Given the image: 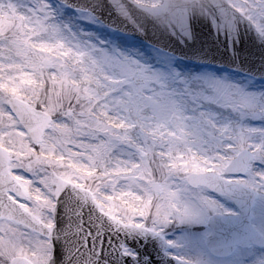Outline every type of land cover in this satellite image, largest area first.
Returning a JSON list of instances; mask_svg holds the SVG:
<instances>
[{
  "label": "snow or ice",
  "instance_id": "snow-or-ice-1",
  "mask_svg": "<svg viewBox=\"0 0 264 264\" xmlns=\"http://www.w3.org/2000/svg\"><path fill=\"white\" fill-rule=\"evenodd\" d=\"M257 72L264 0H0V264H264Z\"/></svg>",
  "mask_w": 264,
  "mask_h": 264
},
{
  "label": "water",
  "instance_id": "water-1",
  "mask_svg": "<svg viewBox=\"0 0 264 264\" xmlns=\"http://www.w3.org/2000/svg\"><path fill=\"white\" fill-rule=\"evenodd\" d=\"M148 43V42H145ZM196 48H202L207 51L208 60L206 62H201L197 59L192 58V49H184L185 55L181 57L182 60H185L187 62H190L192 64L196 65H204V66H215V67H224L229 70L237 71L240 73L245 74L247 65L244 66L243 71H238L234 65H230L227 63L228 59V52L225 48V44L223 41H215L213 37L208 33L207 30H203L200 34L199 39L196 43ZM241 48L242 53L246 56L248 50L251 48V45L245 42L243 45L239 46ZM253 52L256 53V55L253 57V60L256 63V66L259 67V53L257 49H252ZM177 55H180L179 52H177ZM256 78L260 80H264L260 78V73H256ZM149 253H151V248L146 249ZM141 251H145L144 247L141 246Z\"/></svg>",
  "mask_w": 264,
  "mask_h": 264
},
{
  "label": "rangeland",
  "instance_id": "rangeland-1",
  "mask_svg": "<svg viewBox=\"0 0 264 264\" xmlns=\"http://www.w3.org/2000/svg\"><path fill=\"white\" fill-rule=\"evenodd\" d=\"M145 50L146 51H151V49L148 47V44L145 43ZM180 63L183 65V67L189 71H212V72H230V73H234L235 75H237V78H242L244 74L239 73V72H235V71H230L227 70L225 68H216V67H205V66H200V65H195V64H191L185 60L180 59ZM254 85L255 87L258 89L261 86H264V81L259 80V79H255L254 81Z\"/></svg>",
  "mask_w": 264,
  "mask_h": 264
}]
</instances>
